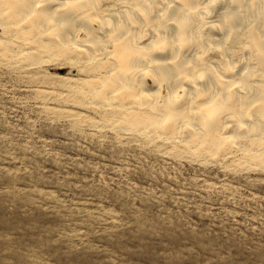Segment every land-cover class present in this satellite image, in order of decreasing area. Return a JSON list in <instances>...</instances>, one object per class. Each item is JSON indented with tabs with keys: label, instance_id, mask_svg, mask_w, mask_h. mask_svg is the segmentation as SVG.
I'll return each instance as SVG.
<instances>
[{
	"label": "rangeland",
	"instance_id": "rangeland-1",
	"mask_svg": "<svg viewBox=\"0 0 264 264\" xmlns=\"http://www.w3.org/2000/svg\"><path fill=\"white\" fill-rule=\"evenodd\" d=\"M4 59L0 264H264V157L251 145L182 159L113 127L119 114L74 83L88 69Z\"/></svg>",
	"mask_w": 264,
	"mask_h": 264
},
{
	"label": "clouds",
	"instance_id": "clouds-1",
	"mask_svg": "<svg viewBox=\"0 0 264 264\" xmlns=\"http://www.w3.org/2000/svg\"><path fill=\"white\" fill-rule=\"evenodd\" d=\"M104 2L96 0L83 6L86 16H100L101 27L76 30L75 42L82 50H93L83 61L88 68L98 61L108 63L105 57L110 44L118 41L124 47L136 45L129 57L133 71L114 65L112 75L121 91L151 101L146 105L155 117V123L149 125L154 129L151 143L164 140V146L172 144L173 151L182 153V159L195 158L202 163H211L226 145L235 146L233 139L256 143L249 139L256 132H260L259 143L264 145V36L256 29L257 19L264 15V0L239 3L236 12L226 13L214 24H208L202 16L198 22L193 19L202 9L207 10L202 0H107L111 4L107 9L101 7ZM110 12L117 17L115 25L109 19ZM238 19H243L247 27H235ZM169 25H175L176 31L172 32ZM209 27L225 33L222 46L204 34ZM106 28L111 32L103 39L96 35ZM149 34L153 35L150 46L140 48L139 41ZM245 51L250 53L248 57ZM213 53L215 59L210 55ZM245 61L250 66L238 81L225 80ZM148 78L157 89L151 95L145 91ZM244 121L253 123L249 126ZM233 124L244 135L224 136ZM194 142L199 143L195 152Z\"/></svg>",
	"mask_w": 264,
	"mask_h": 264
},
{
	"label": "bare ground",
	"instance_id": "bare-ground-1",
	"mask_svg": "<svg viewBox=\"0 0 264 264\" xmlns=\"http://www.w3.org/2000/svg\"><path fill=\"white\" fill-rule=\"evenodd\" d=\"M202 2L208 5L207 10L205 11L202 9L193 19L198 22L199 17L202 16L208 24H214L221 22L226 13L236 12L238 4L246 3L247 0H238V3H234L233 0H214V2L213 0H202ZM95 3L96 0H0V30L2 31L0 36V60L5 57V59L13 60L10 62L14 64L20 63L22 65L24 64V66L30 67L34 65L36 66L41 62L45 63V61H48L49 59H54L52 61L55 62V60H57L58 64L67 62L71 67L78 65L81 68L80 72L88 69L86 70L87 73L85 74L84 71L82 77L77 80L75 79L74 83H76L75 85L78 87L85 89L83 91L90 96V99H88L89 103L95 105V107L97 106V108L104 107L106 108L105 110L113 109L116 111L115 114H119V117L117 119L113 117L115 119H113L111 123L116 129L120 128L123 130L124 128L137 134H141L145 129H148V131L142 136L149 138L154 131V129L149 128V125L155 123V117L151 114L149 107L146 106L150 105L151 101L127 95L119 89L116 77L112 75L114 65H119L121 69L127 72L133 71V62L129 57L133 54L136 45L124 47L117 41L110 44L108 47L109 55L105 57V60L108 61L107 64L103 61H98L96 65H92L88 68L83 62L85 56L90 55L93 50L89 48H83L82 50V46L75 42V31L80 28H84L87 31H94L101 27L100 16L96 15V13H92L91 16L85 15L83 6L85 4L92 5ZM101 7L107 9L111 7V4L105 0ZM179 7L180 5L178 4L177 8ZM112 11H119V9H113ZM158 11L159 10H157V14ZM170 14L174 15L175 9ZM153 18H155V16ZM109 19L113 25L116 24L117 17L112 15L111 12L109 13ZM93 20L97 22L93 23ZM242 25L244 28L247 27V24L244 23L243 19L235 21V27L240 28ZM168 27L172 32L176 31L175 25H169ZM256 29L260 35L264 36V15H261L259 19H257ZM110 32L111 29L106 28L104 29V32L97 31L96 35L103 39L105 33ZM204 34L215 38L218 47L222 46L225 33L209 27L204 30ZM80 38H84L83 32L80 33ZM152 39L153 35L149 34L146 39H141L139 41L138 46L140 48H147L150 46ZM73 44H75V47H73ZM210 55H212L213 59L216 58V54L213 53ZM249 55V52H244L245 57H248ZM249 66L250 65L247 61L241 63L237 67L235 73H230L225 76V80L235 79L238 81L241 78L242 72ZM23 68L28 69L27 67ZM64 78L68 77L65 76ZM145 83L147 85L145 91L148 95H151L157 90L153 79L148 78ZM72 91L77 93V88L76 92L75 90ZM72 99L73 98H71V100ZM76 99L79 100L77 97ZM244 123L251 126L253 122L244 121ZM238 133L244 135L238 126L233 124V127L228 128L224 132V136L235 137ZM138 136L140 135H137V137ZM249 139L257 142L250 143L249 140L233 139L232 144L235 146L226 145L225 148L220 151V154L227 156L237 151L242 152L250 150L252 146L253 149L250 150L252 151V155H255V157H259L260 155L261 160H263L264 145L259 143L261 139L260 132L253 133L252 137ZM160 141L164 142V140ZM162 146H164V144ZM197 147H199V143L194 142L192 150H196ZM249 161L251 160L249 159Z\"/></svg>",
	"mask_w": 264,
	"mask_h": 264
}]
</instances>
